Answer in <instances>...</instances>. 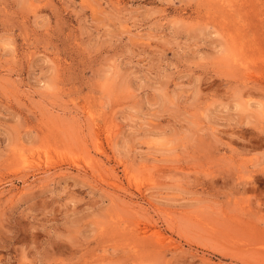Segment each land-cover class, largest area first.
Segmentation results:
<instances>
[{"label": "rangeland", "instance_id": "1", "mask_svg": "<svg viewBox=\"0 0 264 264\" xmlns=\"http://www.w3.org/2000/svg\"><path fill=\"white\" fill-rule=\"evenodd\" d=\"M0 264H264V0H0Z\"/></svg>", "mask_w": 264, "mask_h": 264}]
</instances>
